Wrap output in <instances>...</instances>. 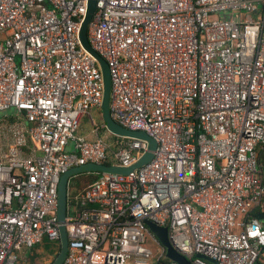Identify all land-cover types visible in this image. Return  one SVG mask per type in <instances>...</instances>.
Listing matches in <instances>:
<instances>
[{"label":"built area","instance_id":"obj_1","mask_svg":"<svg viewBox=\"0 0 264 264\" xmlns=\"http://www.w3.org/2000/svg\"><path fill=\"white\" fill-rule=\"evenodd\" d=\"M97 1L88 40L111 68L112 118L158 147L142 168L95 173L69 193L63 264H179L147 220L169 229L184 264H259L264 0ZM87 7L0 0V264H36L29 251L44 236L61 247L63 173L129 168L149 148L102 122L96 140L79 134L104 96L100 63L79 38Z\"/></svg>","mask_w":264,"mask_h":264},{"label":"water","instance_id":"obj_2","mask_svg":"<svg viewBox=\"0 0 264 264\" xmlns=\"http://www.w3.org/2000/svg\"><path fill=\"white\" fill-rule=\"evenodd\" d=\"M97 0H88L87 12L80 29V43L83 49L88 52L93 58H95L99 63L103 71V83H104V96L103 102L101 105V119L102 123L105 126L106 130L114 136L118 137H127L135 138L148 142L149 148L145 154L139 159V161L129 168H125L118 165H108V164H97V163H88L82 166L73 167L62 174L60 183H59V192H58V209H57V218L59 222V231L61 234V247L60 251L53 260L52 264H63L67 258L69 251V235L67 230V208H68V195L70 181L72 178L85 174L93 173H102L109 172L115 174L128 175L129 173L142 168L148 164L154 157L157 151V141L154 137L150 136L146 131L143 130H131L126 129L116 123L111 115L110 104H111V73L110 66L108 62L97 52L95 51L88 40V29L90 23L97 10ZM258 219L264 221V215L258 217ZM146 225L149 227L150 231L160 239L162 244L168 249V256L179 264L185 263V258L180 255L172 246L171 240L169 237V229L166 227H160L156 223L147 220Z\"/></svg>","mask_w":264,"mask_h":264},{"label":"rangeland","instance_id":"obj_3","mask_svg":"<svg viewBox=\"0 0 264 264\" xmlns=\"http://www.w3.org/2000/svg\"><path fill=\"white\" fill-rule=\"evenodd\" d=\"M92 117V119L94 117H96V112L93 113V116L90 115ZM91 117L89 118L87 116L85 122L83 123V129L86 131H91L92 129V120ZM96 122L98 123V125H101V115L97 117ZM82 130V132L84 134H86V132ZM104 136H106L108 141H111V136L109 134H105ZM83 177H81L82 179ZM84 182H90L89 177H85L83 178ZM264 224V222H263ZM60 247L58 242L56 241H51L48 237L44 236L42 239V242L40 245H38L37 247H35L34 249H32V251H29V253H32V257H36V260H38L39 262H44L45 260H50L51 258H54L57 256V254L59 253ZM30 256V257H31ZM103 255L102 254H96L94 257L95 261L98 262H103ZM31 262H33V259L30 260ZM260 264H264V255H261L258 261Z\"/></svg>","mask_w":264,"mask_h":264},{"label":"trees","instance_id":"obj_4","mask_svg":"<svg viewBox=\"0 0 264 264\" xmlns=\"http://www.w3.org/2000/svg\"><path fill=\"white\" fill-rule=\"evenodd\" d=\"M113 138H114V136H111V139H113ZM260 161H261L262 168L264 171V153L262 154ZM81 177H83V178L89 177V179H91V178L92 179L90 180V182H84V179L83 178L81 179ZM97 177H98V175L93 173V174L80 175V176H76V177L72 178L70 181L69 193L71 192L72 194H74V193L83 191L87 186H89L91 183H93ZM263 178H264V174H263ZM86 184H88V185L86 186ZM71 193H70V196L72 195ZM253 216H256V214H254ZM262 254H264V251ZM31 259H33V262L36 264L43 263V262H39L38 260H36V257L31 256Z\"/></svg>","mask_w":264,"mask_h":264},{"label":"crops","instance_id":"obj_5","mask_svg":"<svg viewBox=\"0 0 264 264\" xmlns=\"http://www.w3.org/2000/svg\"><path fill=\"white\" fill-rule=\"evenodd\" d=\"M94 113V112H93ZM93 113H91L90 115H92L93 116ZM88 116L89 118L91 117V116ZM98 116H100V114H99V112H96V117H94L93 119H92V117H91V120H92V129H91V131H86V130H84L83 129V123L85 122V120H86V118L87 117H85L84 119H83V121H82V123H81V127H80V129H79V134L81 135V136H84V137H86L88 140H91V141H93V140H96L97 139V135H96V131H95V129L99 126L98 125V123L96 122V120H97V117ZM0 118L2 119V116H0ZM82 130H84L85 132H86V134H84L83 132H82ZM104 133L106 134H108V132H106V131H103V130H99V134L101 135V136H104ZM104 137H106V136H104ZM88 184H86V186H87ZM85 186V187H86ZM262 221V220H261ZM264 222V221H263ZM264 255V254H263ZM29 260H31V257H29ZM260 264V263H259Z\"/></svg>","mask_w":264,"mask_h":264}]
</instances>
